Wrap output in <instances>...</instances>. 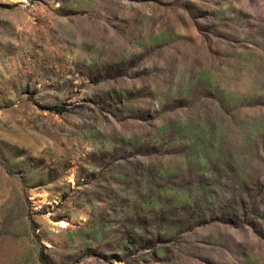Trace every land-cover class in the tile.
Returning <instances> with one entry per match:
<instances>
[{
    "label": "rangeland",
    "instance_id": "rangeland-1",
    "mask_svg": "<svg viewBox=\"0 0 264 264\" xmlns=\"http://www.w3.org/2000/svg\"><path fill=\"white\" fill-rule=\"evenodd\" d=\"M0 264H264V0H0Z\"/></svg>",
    "mask_w": 264,
    "mask_h": 264
}]
</instances>
